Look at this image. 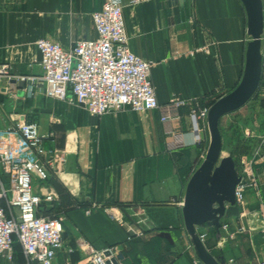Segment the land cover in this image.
I'll use <instances>...</instances> for the list:
<instances>
[{
    "label": "crops",
    "instance_id": "0c3cea01",
    "mask_svg": "<svg viewBox=\"0 0 264 264\" xmlns=\"http://www.w3.org/2000/svg\"><path fill=\"white\" fill-rule=\"evenodd\" d=\"M104 1L0 0V63L10 64L15 75L39 73L37 40L47 37L71 49L79 39L95 38L92 13ZM122 3L130 48L152 63L160 105L185 102L174 132L167 131L162 109L98 116L68 100L27 96L24 88L3 80L0 133L14 121L32 118L45 137L44 160L53 168L40 192L59 195L47 209L64 217L58 264H85L84 240L99 249L114 246L118 260L121 255L139 258L128 264H196L182 203L210 135L201 121L203 139L196 140L191 113L210 107L242 80L251 41L247 12L241 0ZM236 112L229 113L232 124ZM230 137L233 147L235 136ZM258 168L264 195V164ZM247 199L252 200L250 193ZM249 212L221 218L220 227L198 228L208 232L206 246L223 264H259L264 256L254 211ZM131 213L147 220L142 234L128 239L127 226L137 227ZM122 217L124 226L118 221ZM16 264H27L23 253L16 254Z\"/></svg>",
    "mask_w": 264,
    "mask_h": 264
},
{
    "label": "built area",
    "instance_id": "2783aa9c",
    "mask_svg": "<svg viewBox=\"0 0 264 264\" xmlns=\"http://www.w3.org/2000/svg\"><path fill=\"white\" fill-rule=\"evenodd\" d=\"M92 19L97 33L95 38L79 39L71 49H64L50 38H40L36 42L38 55L34 59L40 72L15 75L11 65L3 62L0 63V82L24 81L27 96L41 94L68 100L98 116L123 109H162L167 131L173 133V123L179 118L178 109L185 102L160 105L151 80L152 63L130 48L122 0H105L100 10L92 13ZM262 49L264 51L263 37ZM209 110L210 107L195 108L191 113L197 141L203 139L199 122L208 128ZM44 141L38 123L32 118L14 121L0 133V256L10 264H16L15 237L27 264H58L57 253L64 246V217L47 209L59 195L40 192V184L46 182L49 167L53 168L50 160H44L47 153ZM262 148L264 153V138ZM257 151L240 158L242 180L236 188V201L237 205L246 207L248 192L254 191L259 206L254 217L258 228L264 232V195L256 170V165L264 162V154L259 158ZM249 213L244 208L241 215ZM139 215L137 227H127L128 239L142 234L141 225L147 219ZM118 221L126 225L121 218ZM240 230L247 229L242 226ZM199 236L206 242L208 232H200ZM80 248L85 264H115L114 246L99 249L84 240ZM195 262L200 264L198 259ZM259 264H264V256Z\"/></svg>",
    "mask_w": 264,
    "mask_h": 264
},
{
    "label": "water",
    "instance_id": "95a60500",
    "mask_svg": "<svg viewBox=\"0 0 264 264\" xmlns=\"http://www.w3.org/2000/svg\"><path fill=\"white\" fill-rule=\"evenodd\" d=\"M248 17V33L251 41L246 52L242 80L228 94L220 97L211 106L208 114L210 143L204 161L190 178L185 200L182 203L186 229L191 236L197 257L203 264H223L201 240L198 228L220 227L223 217L239 216L236 188L242 177L231 155L222 156L223 137L220 121L223 116L241 109L256 94L263 76L264 33L263 0H241ZM12 84L21 88L26 82L14 79ZM109 254V253H107ZM115 264H120L113 258Z\"/></svg>",
    "mask_w": 264,
    "mask_h": 264
},
{
    "label": "rangeland",
    "instance_id": "374dc122",
    "mask_svg": "<svg viewBox=\"0 0 264 264\" xmlns=\"http://www.w3.org/2000/svg\"><path fill=\"white\" fill-rule=\"evenodd\" d=\"M263 97H264V80L262 79L260 86L254 97L245 106L237 110L235 114L236 118L234 120L235 124H232L233 123L232 120L230 121V119H232L233 117V114L231 115L227 114L223 116L220 121V130L223 137L222 156L231 155L234 158L236 162L237 171L240 175L242 173V165L240 158L243 155H251L254 151H256V149H258L257 155L259 158L264 154L262 148L263 138H264V98ZM208 132H209V128H208ZM230 135L235 136L234 141L236 142L234 143L233 147L231 146L232 145L231 143L233 142L231 140ZM260 164H264V162H260L259 164L256 165L257 172L259 171L258 167L260 166ZM248 193L251 194L252 200L249 201L246 207L238 205L241 212L244 210V208H246V210H248L249 212V211H256L259 207L254 191L250 190ZM45 207L47 206L45 205ZM129 217L135 221L138 220V214L131 213ZM121 219L125 222V219L123 217ZM259 230H260V239H261L260 245H264V232L261 229ZM204 243L206 245L207 240ZM197 259L200 261V264H202L201 260L199 258ZM120 260H118L120 264H128L131 263L132 261L139 260V258L136 255H133V257L130 258L128 256L121 255ZM0 264H7L6 260L2 256H0Z\"/></svg>",
    "mask_w": 264,
    "mask_h": 264
},
{
    "label": "trees",
    "instance_id": "16d2710c",
    "mask_svg": "<svg viewBox=\"0 0 264 264\" xmlns=\"http://www.w3.org/2000/svg\"><path fill=\"white\" fill-rule=\"evenodd\" d=\"M15 251H16L17 255L22 254L21 245H20L19 240L17 239V237H15Z\"/></svg>",
    "mask_w": 264,
    "mask_h": 264
}]
</instances>
